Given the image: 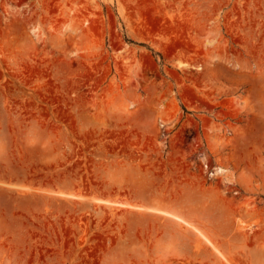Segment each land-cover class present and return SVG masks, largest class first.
I'll use <instances>...</instances> for the list:
<instances>
[{
    "label": "rangeland",
    "instance_id": "obj_1",
    "mask_svg": "<svg viewBox=\"0 0 264 264\" xmlns=\"http://www.w3.org/2000/svg\"><path fill=\"white\" fill-rule=\"evenodd\" d=\"M0 264H264V0H0Z\"/></svg>",
    "mask_w": 264,
    "mask_h": 264
},
{
    "label": "bare ground",
    "instance_id": "obj_2",
    "mask_svg": "<svg viewBox=\"0 0 264 264\" xmlns=\"http://www.w3.org/2000/svg\"><path fill=\"white\" fill-rule=\"evenodd\" d=\"M27 189H29V187L27 188ZM55 193H57V195L58 194H60V195H64V196H70V197H81V194L80 195H76V193H71V192H65V191H62V190H60V191H54ZM82 198V197H81ZM93 199L95 200V201H98V202H100V203H105V204H108V205H119V206H126V207H133V208H144L143 206H136L135 204H132V202H128V201H126V202H117V200H115V199H104V198H94L93 197ZM93 200V201H94ZM148 209V208H147ZM150 210H156V211H159V210H157V209H150ZM178 219H179V217H178ZM181 219V218H180ZM183 222H185L184 220H183ZM186 223V222H185ZM187 224H189L188 222H187ZM208 238V237H207ZM206 238V239H207ZM209 239V238H208ZM207 239V240H208ZM206 240V241H207ZM210 240V239H209ZM208 240V241H209ZM211 241V240H210ZM209 241V242H210Z\"/></svg>",
    "mask_w": 264,
    "mask_h": 264
}]
</instances>
